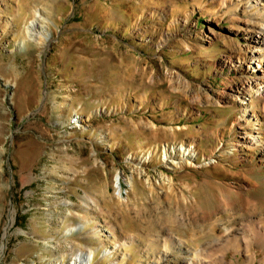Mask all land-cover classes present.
Listing matches in <instances>:
<instances>
[{
    "label": "rangeland",
    "instance_id": "rangeland-1",
    "mask_svg": "<svg viewBox=\"0 0 264 264\" xmlns=\"http://www.w3.org/2000/svg\"><path fill=\"white\" fill-rule=\"evenodd\" d=\"M247 6L0 0V264H217L264 205L222 63Z\"/></svg>",
    "mask_w": 264,
    "mask_h": 264
},
{
    "label": "bare ground",
    "instance_id": "bare-ground-1",
    "mask_svg": "<svg viewBox=\"0 0 264 264\" xmlns=\"http://www.w3.org/2000/svg\"><path fill=\"white\" fill-rule=\"evenodd\" d=\"M246 4L248 12L255 18L254 23L246 27L247 45L245 48L230 50L225 54V60L222 63L224 68L228 67L230 71H235L241 76L245 75L244 80L241 78L239 84L236 85V93L230 95L242 109L239 119L245 123V128H241L238 144L233 145L234 147L257 149L264 158V104L259 103L257 99L252 102L250 96L253 94L255 98H264V0H246ZM34 26L35 23L32 24V27ZM256 127L258 129H255ZM259 207H263L261 211L255 213L256 215L250 214L246 217V223L242 224L241 230L233 234H239L240 238L237 239L239 236L231 237L225 241L226 245L222 243L224 246L220 244L219 239H216L215 244L211 242L213 247L218 248L217 253H219L214 255L212 252V261L217 264H226L225 257L231 249L234 255L244 256L246 263L252 264L256 260L253 250L260 248L264 251V205ZM10 221L12 222V218ZM196 257L192 254L190 260L201 261L202 259L203 261V258L197 259ZM261 263L264 264V258Z\"/></svg>",
    "mask_w": 264,
    "mask_h": 264
}]
</instances>
